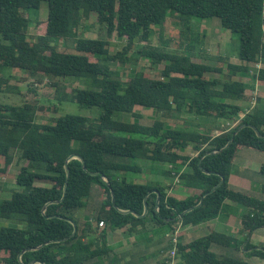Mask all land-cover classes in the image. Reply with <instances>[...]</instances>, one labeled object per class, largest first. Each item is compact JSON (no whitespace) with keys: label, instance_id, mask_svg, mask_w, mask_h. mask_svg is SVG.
Listing matches in <instances>:
<instances>
[{"label":"trees","instance_id":"trees-1","mask_svg":"<svg viewBox=\"0 0 264 264\" xmlns=\"http://www.w3.org/2000/svg\"><path fill=\"white\" fill-rule=\"evenodd\" d=\"M43 2L48 6L47 21H38L36 26L43 33L30 38L27 30L32 23L25 13L39 10ZM92 14L97 16V24L105 27L107 39L83 35L82 27ZM170 17L183 22L187 31L182 35L189 51L199 44L201 34L190 29L188 19H219L223 29L239 36L241 63H229L224 71L197 63L188 54L153 47L152 38L157 33L163 36ZM114 34L127 42L116 54L110 52L109 38ZM60 43L68 50L59 51ZM131 51L135 62L143 58L152 65L164 63L161 77L154 79L140 70L123 81L110 65L131 62ZM256 64L263 66L256 80L264 86V0H0V94L16 89L11 85L12 76H7L16 70L32 78L48 79L61 104L73 102L83 109L101 111L94 119L66 114L39 123L43 107L29 102L0 104V176L5 177L16 162L21 163L15 177L19 190H13L8 200L0 199V219L22 226L0 228L1 264H102L114 251L108 245L109 231L125 230L129 236L139 237L149 228H161L163 235L181 229L176 248L179 264H253L250 258L264 261V249L247 253V258L219 255L213 250L232 249L243 255L252 247L249 242L241 251L243 243L264 226V198L240 192L230 182L240 151L264 153V139L251 128H243L233 137L242 125H252L264 136V108L258 106L261 99L251 112H246L239 101L253 88L242 78L233 79ZM212 73L219 77H210ZM66 78L83 79L87 88L68 91L60 80ZM136 107L153 109L168 118L194 115L239 122L212 136L171 128L163 120L146 126L137 118L125 121L118 117H135ZM189 148L193 155L184 154ZM210 151L220 152L202 159ZM72 154L86 161L88 171L83 170L79 160L68 162L66 196L60 203L49 205L45 216L44 206L62 199L65 165ZM137 160L164 167L162 176L178 179L192 195L184 199L169 195L172 185L158 181L128 182L125 173L144 171ZM201 167L214 174L203 173ZM96 172L100 175H90ZM259 173L264 176V165ZM220 175L224 176L223 185L207 195L200 208L183 214L221 181ZM111 190L119 209L138 214L144 212L147 193L158 190L159 210L157 196L152 193L144 218L123 215L112 204ZM94 191L102 200L96 218L76 219L75 214L87 206ZM239 208L243 209L241 213ZM229 216L240 218L243 240L210 225ZM67 219L77 225L73 237V226ZM101 223L104 227L99 230ZM201 225H208L206 236L182 242L187 228ZM50 241L59 242L26 252L20 263L18 255L22 251Z\"/></svg>","mask_w":264,"mask_h":264},{"label":"rangeland","instance_id":"rangeland-1","mask_svg":"<svg viewBox=\"0 0 264 264\" xmlns=\"http://www.w3.org/2000/svg\"><path fill=\"white\" fill-rule=\"evenodd\" d=\"M25 15L27 16V18L30 19L32 23L27 32L30 38H36V35L43 33V29H37L38 27L36 28L37 22L45 20L47 21V3L43 2L39 10L26 11ZM188 22L190 23L189 27L192 31H198L201 34L199 44L195 45L194 48H191L190 51L186 48L188 41L182 35V31H185L186 28L183 22L177 17H170L167 20L163 36L159 37L157 33L152 38L151 45L159 50L166 49L170 52L188 54L193 58V61L197 63H203L213 67H219L222 68L224 71L227 70L226 65L229 63L235 65H239L241 63L238 58V48L240 44L239 36L223 29L221 27L219 19L213 18L209 20H201L195 17H190L188 19ZM82 33L86 38L90 39H107L108 37L106 34L105 27L97 24V16L95 14H92L90 18L85 21V24L82 27ZM186 36L190 37V34L187 33ZM109 40L111 42L110 52L112 54L121 52L127 44L125 40L119 39L115 34L112 35ZM58 48L59 51L63 52L68 50V48L61 43L59 44ZM133 52L134 51H131L128 54V56L132 58L131 62L125 64L115 62L110 65L111 69L117 70L121 74L123 81H128L129 78L135 73V71L140 70L146 73V75H149L151 78L159 79L161 77L162 70L164 68V63L159 65H152L150 62L143 58L135 62L136 59L134 58ZM258 72L259 69L256 68L255 65H251L249 67L248 73L238 74L237 76L233 77V79L235 80L242 78L248 86L253 88V91L248 92L246 94L244 100L239 101V103H241L242 107L246 112H251V110L256 106V103L257 101H259V99H261V103L258 104V106L264 108V86L256 80ZM7 76H12L11 85H13L16 89L9 94H0V104L22 105L24 102H29L39 107H43L44 114L43 117L38 120L39 123H46L56 117H60L66 114L89 117L94 119L98 118L101 112L99 108L83 109L78 106V104L73 102H64L61 104L59 100L55 97V89L50 86V81L41 76L32 78L28 74L16 70L7 73ZM209 76L219 77V75L215 73L209 74ZM60 80L67 87L68 91H71L72 88H87V84L83 79L66 78ZM134 113L135 117H132L130 115L121 116L122 114L118 115V117L125 121L139 119V121L146 126L152 125L157 120H163L171 128H185L188 130H194L212 136H217L221 134V131L235 127L239 122V120L234 123H231L222 119L215 120L213 118L206 117L197 118L194 115H185L182 116L181 119H178L176 117L168 118L165 115L154 111L153 109H144L140 107H136L134 109ZM184 154L193 155V151L189 148L184 152ZM136 163L141 167L143 166L144 171L139 174L132 172L125 173V177L127 178L128 182L141 184L146 183L150 174L149 166H152L154 169L153 180H157L158 176H160V179L163 177L161 175L160 170L162 168L164 169V167H159L156 165L153 166L150 162H144L141 160H137ZM245 164H249L248 166L252 169L253 172H255H251L249 176L250 183L251 185H253L249 190H251V192L254 194V197L259 196V198H264V194L262 192V187L264 186V176L258 173L259 167L264 165V153L248 149L240 151L233 172L239 171L237 174L240 173L241 175V172H243V170L239 169L238 167L243 166ZM20 167L21 163L16 162L5 177L0 176V199L8 200L11 198V192L13 190H19V188L15 184V177ZM169 181L173 182L174 180L170 179ZM98 195L99 194H97V191H94L88 199L89 208L92 209V213H94ZM88 209H86L85 211H87ZM4 226L22 228V226H19L14 221L0 219V228ZM206 227L207 225H201L198 228H187L185 230V236L183 237L182 242L188 243L194 239L202 237L205 234H208V229ZM223 233L230 234V232L225 231ZM172 234L174 233H171L168 237L170 241L167 242L166 246L169 247L168 251H165V254L167 253V255H165L161 259L160 257H158L159 253L158 255L153 254L154 256H150L148 254L147 264H149V262L158 263L157 261H164L166 264H170L173 259L177 261L173 263L179 264V261L177 260L178 257L176 255H173L174 245L172 243L174 236H172ZM239 234L240 230L238 229L236 233L231 235L240 240V236H238ZM127 236L129 235L127 234ZM140 238H142V236L136 237L135 239L140 240ZM247 241L248 240H246L243 245H245ZM258 248L261 247L259 246L254 249L258 250ZM263 249L264 248L262 247V250ZM214 251L219 255L232 254L228 252V250L220 251L215 249ZM113 264H124V262L119 260L118 262L116 261Z\"/></svg>","mask_w":264,"mask_h":264},{"label":"crops","instance_id":"crops-1","mask_svg":"<svg viewBox=\"0 0 264 264\" xmlns=\"http://www.w3.org/2000/svg\"><path fill=\"white\" fill-rule=\"evenodd\" d=\"M237 159L238 157L236 158V160ZM236 160L234 163V167L236 166ZM248 165L249 164L239 166L238 168L243 170V172H241V175H240V173L237 174L239 171L238 172L234 171L230 179L231 180L230 182L234 189L240 192L246 193L248 195L254 196L251 190H249L253 186L250 183V177H249L251 172L253 171ZM149 167H150V174L148 177V181H146V183L150 181H158V182H161L162 185L171 184L172 188L169 190V195L175 196L179 199H184L192 195L191 191L185 189L179 184L178 179H174V181L172 182L166 179L165 177H162L160 179V176H158L157 180H153L154 169L152 166H149ZM260 168L261 166L259 167V171H260ZM160 171L162 172L163 168ZM97 194L99 193L97 192ZM98 197H97V203L95 206L94 213H92L91 211L92 209L89 208V201H88L87 206L85 208L77 211V213L75 214V218L80 221L94 220L97 215V210L100 208V205L102 202L100 194L98 195ZM86 209L88 210L85 211ZM239 210H240V213L243 211V209L241 208H239ZM210 225H212L216 231L221 232V233L225 231V232H230V234H234L237 232L238 229L239 230L241 229L240 218L236 216H229L228 218H225L223 220H215L212 223H210ZM198 227L199 226H196L193 228H198ZM206 228L208 229V225ZM102 229L103 228H100L99 230H102ZM163 231L164 230H162L161 228H154V229L149 228L148 231L144 235H142V238H140V240H136L135 239L136 237L127 236V233L125 230L109 231L107 235V241H108V245L112 247L114 251L112 254H110L109 257L103 260L102 264H113L116 261L118 262L119 260L124 262V264H147L148 254L150 256H154L153 254L158 255V253H159L158 257L162 259L165 255H167V253L165 254V251H168L169 247H166V246H167V242L170 241L168 237L171 234L170 232V233H166L165 235H163L162 234ZM179 231H181V229L176 232H179ZM206 235L207 234L203 236H206ZM238 236H240V240H243L244 235L239 234ZM247 240H248L247 243L241 246V251H243L245 246L249 242L251 243V241H252L251 243L252 247L244 251L243 255L240 253L236 254L238 252H235L232 249H228V252L232 253L231 255H236V256L243 257V258H247L245 255L255 250L254 248L259 247V246L261 248L262 247L264 248V226L256 230ZM215 249L223 251L222 249L218 247L213 248V250ZM249 260L253 264H264V261L260 260L259 258H250ZM157 262L158 263L149 262V264H159L163 261H157Z\"/></svg>","mask_w":264,"mask_h":264},{"label":"water","instance_id":"water-1","mask_svg":"<svg viewBox=\"0 0 264 264\" xmlns=\"http://www.w3.org/2000/svg\"><path fill=\"white\" fill-rule=\"evenodd\" d=\"M246 127L251 128V129L256 133L257 137H259V138H263V139H264V136L260 133V131H259L256 127H254V126H252V125H242V126H240V127L237 129V131L234 133L233 137H234L236 134H238L243 128H246ZM232 140H233V138L227 143V145H226L225 148H228V147L230 146ZM219 152H220V151H210V152L206 153V154L202 157V159H203L204 157H206V156L213 155V154H216V153H219ZM71 160H79V161L81 162V164H82V168H83V170H84V171H88V170H87V167H86V161H85L81 156L76 155V154H72V155H70V156L68 157V159H67V161H66V165H65V170H66V183H65V186H64L62 199H61L60 201H51V202H48V203L44 206V208H43V214H44L45 216H46V214H45V213H46V209H47V207H48L49 205L54 204V203H60L61 201L64 200V198H65V196H66L67 188H68V182H69V179H70V169H69V167H68V162H70ZM200 162H201V161H200ZM201 170H202L203 173L208 174V175L214 174L213 172H209V171L203 169L202 167H201ZM90 175H91V176H98V175H100V173H97V172H96V173H90ZM101 177H102V179H103L106 183H108V180L106 179V177H105L104 175H101ZM220 177H221V181H220L215 187H213V188L210 190V192L205 193L204 196L201 198L200 202H199L196 206H194V207H190V208L187 209L183 214H185V213H189V212H191V211H193V210H195V209H197V208H200V207L203 205L204 198H205L207 195H209L210 193L216 191L218 188H220V187L223 185V183H224V176L220 175ZM108 186H109V183H108ZM152 193L155 194V195L157 196V199H156V208H157V210H159V203H160V200H161V193H160L158 190H153L152 192L147 193V195L145 196V198H144V212H143V214H138V213H135V212L130 211V210H122V209H119V208L116 206V203H115V195H114V192L111 190L112 204H113L114 208H115L119 213H121V214H123V215H126V214H132V215H134V216L137 217V218H144V217L147 215L148 210H149V209H148V203H147V200H148V197H149ZM58 218L61 219L62 217H58ZM178 218H180V217H178ZM67 220H68V221L72 224V226H73V233H72V235H71V237H73V236H75V234L77 233V225L75 224L74 221H72V220H70V219H67ZM165 221H167V220L165 219ZM66 240H67V239H64V241H66ZM57 242H59V241H50V242H47V243H44V244L40 245V246L37 247V248H29V249H26V250L22 251V252L18 255V259H19L20 263H22V256H23L26 252L36 251V250H39V249H41L42 247H44V246H46V245H48V244L57 243ZM258 250H262V248H258ZM29 264H45V263H42V262H39V261H32V262H30Z\"/></svg>","mask_w":264,"mask_h":264},{"label":"built area","instance_id":"built-area-1","mask_svg":"<svg viewBox=\"0 0 264 264\" xmlns=\"http://www.w3.org/2000/svg\"><path fill=\"white\" fill-rule=\"evenodd\" d=\"M256 66V68H258L259 70L263 67L262 66V64H256L255 65ZM99 226L100 227H104V225L101 223V224H99ZM177 234H178V232H175L172 236H174V238H173V245H174V253H173V255L175 256L176 255V248H177V244H178V236H177ZM174 256H173V258H174ZM173 262H175V260L173 259L172 260V262L170 263V264H175V263H173Z\"/></svg>","mask_w":264,"mask_h":264},{"label":"clouds","instance_id":"clouds-1","mask_svg":"<svg viewBox=\"0 0 264 264\" xmlns=\"http://www.w3.org/2000/svg\"><path fill=\"white\" fill-rule=\"evenodd\" d=\"M100 227V226H99ZM100 228H103V227H100ZM176 262V261H175Z\"/></svg>","mask_w":264,"mask_h":264}]
</instances>
